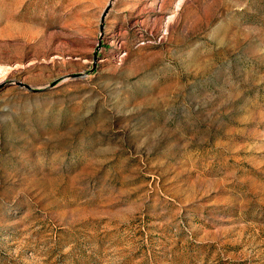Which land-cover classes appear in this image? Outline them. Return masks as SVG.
Wrapping results in <instances>:
<instances>
[{
	"label": "rangeland",
	"instance_id": "1",
	"mask_svg": "<svg viewBox=\"0 0 264 264\" xmlns=\"http://www.w3.org/2000/svg\"><path fill=\"white\" fill-rule=\"evenodd\" d=\"M0 264H264V0H0Z\"/></svg>",
	"mask_w": 264,
	"mask_h": 264
},
{
	"label": "water",
	"instance_id": "2",
	"mask_svg": "<svg viewBox=\"0 0 264 264\" xmlns=\"http://www.w3.org/2000/svg\"><path fill=\"white\" fill-rule=\"evenodd\" d=\"M110 9V7L106 10V13H105V15L107 14V11ZM105 15H104V17H105ZM20 86H23V87H25L27 90H29V91H32V92H39V91H37V90H34V89H32L30 86H28V85H24V84H19Z\"/></svg>",
	"mask_w": 264,
	"mask_h": 264
}]
</instances>
